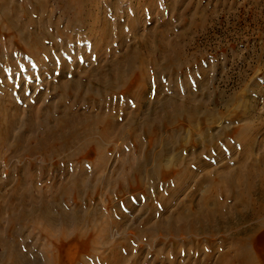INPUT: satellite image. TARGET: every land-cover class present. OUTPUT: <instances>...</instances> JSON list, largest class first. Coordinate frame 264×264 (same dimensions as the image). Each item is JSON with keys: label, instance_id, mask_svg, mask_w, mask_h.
I'll use <instances>...</instances> for the list:
<instances>
[{"label": "rangeland", "instance_id": "374dc122", "mask_svg": "<svg viewBox=\"0 0 264 264\" xmlns=\"http://www.w3.org/2000/svg\"><path fill=\"white\" fill-rule=\"evenodd\" d=\"M25 1L28 2L8 0L9 4H7L5 9L6 11H11L8 12L9 15H13V8L11 7L13 2L19 5L24 3V5L32 8L37 4V1L34 0ZM91 1V5L88 6L87 2L86 7H88L87 11L93 15V19L86 22L85 28H80L69 25L70 14L64 16L60 12L53 13L54 6L58 5L55 0H43V2H46L47 16H52L50 19L51 24H57L61 30L58 33L56 26L55 29L54 26L49 29L46 26V29L44 23L49 22L47 21L48 17L39 18L37 16L35 18L36 24L41 23L38 26L42 29L41 40L43 44L49 46L51 40L59 46L53 48L50 43V56L43 59L46 62H55V64L50 66L51 75L44 74L47 73L44 72L46 68L48 69L47 66L34 62V60L30 62V59L22 53L23 46L18 45L13 37L9 35L8 38L10 39H8L7 44L4 43L5 41L2 39H4V34L8 33L6 28L4 29L5 25H3L4 22L0 15V26H3L2 31L4 32L0 30V39L2 41L0 43V55L3 53L7 54V57L1 56L0 58L1 76L10 84V89L14 94L13 99H16L22 108L24 107V110L17 115L20 118H24V122L29 117L27 109L30 104L22 97L21 88L23 87L31 97L39 91L48 90L54 78L59 76L62 66L63 68L65 67L64 62L67 64L65 67L67 70L63 74V78L68 79L73 71L82 76L81 70L96 68L102 61L104 65L113 63L112 61L114 60L116 62L130 63L132 61L131 56L125 57L124 53H128V55L137 53L138 55H143L146 61L148 59L145 63L146 65L141 69L143 75V77H140L141 80L140 78L137 80L134 78L136 76V74H133L134 72L130 73V77H128V79L130 78L129 84L123 89L114 92L115 94L112 96H115L116 100L109 104L110 109H117L116 114L113 115L115 123L120 124L122 121L125 123L127 115L129 121L135 120L132 124V129L134 130L133 132L131 130L130 134L125 132L123 134V132L118 130L116 134L114 132L117 139L111 137V141H107L108 139L101 140V151L103 150L102 152L106 156L100 162L97 160V163H100V169L103 170L98 176L100 177V182L105 181V178L111 179L105 185L101 184L102 182H98L94 186H88L80 194L76 204L73 201L75 195L73 191L68 197V205L64 202L66 198L64 196L66 195L60 194L59 197L62 203L60 206L63 205V210L66 213L68 212L67 214L72 215L73 212L79 210L81 215L83 212V215L86 216L87 212L92 211L91 213L97 216V212H102L106 206H109L111 215L104 211V218L107 219L112 216L116 223H124L126 231L145 227L144 225L138 227L140 223H143L144 219L149 220L148 222H151L149 224L153 226L154 223L160 222L161 214L164 211L169 213L164 218L168 220L171 215L175 214L182 203H190V196L197 187L196 183L204 173L207 178L208 176L210 178L211 175L215 178V174L218 172H223L225 176L229 174L225 179H222L219 186L225 190L227 189L226 191L230 193L232 187L229 182L233 175L232 172L238 171V169L245 171L248 166L251 168L256 161L258 162L257 164L263 167L264 0ZM17 11L18 15L16 14V17L20 20L19 22L26 23L27 18L21 15V13L24 14V11L22 10L21 12L20 9H17ZM29 27H26L27 33L32 30ZM15 32L17 34L20 33L19 31ZM104 32L105 34L107 33V37L103 39L102 35ZM4 48L5 50H3ZM1 50L4 52L2 51L1 53ZM139 67L138 69H140ZM14 69L17 70L14 71ZM138 69L136 71H139ZM56 74L57 76H55ZM140 81L142 86L138 89L140 87L139 84H141ZM133 94L141 96L140 103L137 102ZM91 95L93 98L95 97V93L92 92ZM77 97L78 99H76ZM104 97L101 100H104ZM58 99L55 95H51V97L48 96L47 100L45 99L46 101L43 99L36 102L35 105L44 109L51 101L56 104ZM60 99H65V102L69 105L76 103V105L83 106L86 109L84 111H87L85 113L91 110L92 104L96 105L95 103L99 101L98 99L94 102L89 96L85 97V92L75 97L74 95L65 94ZM180 104H183V106ZM196 104L200 106L199 111H197L198 114L194 118L195 121L193 119L190 123L187 120L186 111L191 109V106H196ZM179 106L183 107L185 112L179 113L180 117L173 118V120L171 112L176 111ZM165 111H168V114ZM203 111L208 117H205ZM131 114L132 116L130 117ZM71 115L73 120L77 121L76 115ZM117 118L122 121L117 120ZM153 118L155 119L153 120ZM44 119L43 116L38 117L41 122ZM44 124L50 126L49 123L47 125V122ZM147 128L157 134L156 140L149 134ZM41 129H43V126L38 128V132ZM191 130H194L195 133H192ZM24 132L25 128L20 125L16 129L15 134H23L25 138L34 135V133ZM36 134L38 133L36 132ZM126 135L127 137H125ZM97 137L100 140L98 135ZM136 140L139 141L140 146H136V148L141 149L139 152L141 154L137 153L139 150L137 149L136 151L134 148ZM154 141L156 142L154 143ZM22 144L28 147L27 143L24 142ZM83 145V142L80 141L76 146H73L74 148L71 147V150L66 151L65 154L49 158L45 157L44 153L39 152L32 156H27L21 149V154L17 156L9 152L7 154L4 151V157L0 158V183H4L3 181L7 177H10V182L7 179L9 185L1 189L0 195H4L5 198L1 197L0 203H3L4 207H6L4 202L13 198L12 187L18 182L16 181L17 176H19L18 179H22L20 180V193L18 192L20 197L24 196L23 191L26 192L29 189L28 191L30 192H28L27 196L32 197L34 200L44 197L43 200H49V202L52 201L55 194L54 183L58 181L59 183L66 182L71 184L75 178H78L76 173H80L82 168L85 170V182H89V179L93 177L91 174L93 175L95 171L94 164L96 162L93 163V160L96 161L97 154L94 151L88 152L84 150H81L82 153L80 152L79 154L78 151ZM77 147L78 149H76ZM76 151L77 153H75ZM161 151H165V154L167 152L162 158L164 162L161 161L162 164L166 163L165 165L163 164L166 168L159 171L155 167L154 156L160 154ZM71 153H75L74 155L76 156L71 159L67 166L70 172H61L56 169V167L63 165L65 159L67 156H71ZM177 153H180L181 157L184 156V159L187 158L183 166L190 168L189 171L193 172L194 176L197 175L194 180L177 184L173 182L175 178L174 170L176 169L175 172H180L179 166L173 165V160L178 155ZM152 154L153 156H151ZM143 155L145 157L149 155L150 160L148 161L145 158L140 161L139 165L141 167L139 168L142 169L139 176H141L142 180L138 183L130 162L132 161L131 158L137 159L139 158L138 156ZM262 158L263 160H260ZM169 161L173 164L171 165ZM239 165H241L240 168ZM211 171H214L215 174L213 175ZM7 172L8 174L10 173L9 176H7ZM127 173L129 180L126 176ZM212 176L211 178H213ZM27 177L30 179L33 177L35 181H32L33 183L30 179L24 181ZM36 178L38 180L37 183H35ZM208 185H202L203 189L198 191L196 195V198H198H194V201H192L194 202V207L197 206V200L200 195L202 196V192L206 190ZM230 196L233 201L234 197ZM163 200L169 203L168 209H166L167 206ZM230 204L232 205L233 203ZM50 208L51 212L55 211L58 214V206L54 204ZM4 210L1 212L0 237L2 235V239L12 243L13 248L17 251L22 249L21 251L26 255L28 264H83L80 259L78 262L77 258L74 259L73 257L72 247L74 242H72V239L65 241L64 244L57 240L54 244V242H50L44 237L41 230L35 229L30 221L16 223L12 233L10 225L6 221L15 212L8 209L7 213V210L5 212ZM17 210L16 213L20 212L22 207L19 206ZM198 213H195L196 216L195 214L191 215L192 218L195 217V220H198L200 212ZM150 215L151 217L148 218ZM254 222L253 220L250 224L253 225ZM108 223L112 222L109 221ZM100 224H103L102 221H99L95 227L98 229L101 226ZM243 225L247 226L249 222ZM243 225L236 224L234 227H230L229 224H224L221 226L222 230H216L217 232L214 231L215 233L210 231V233H207L208 231L206 230L194 234L185 232L182 239L178 235L171 237L164 234V237L159 239L158 226L155 224L157 229L155 227L151 228V230L155 228V235L151 236L145 233L141 237L142 239L140 238V241L135 236L127 238L131 241V249L133 253H136L135 257L130 256V254L127 256L123 247L119 250V253H123L125 258H127L126 264H132L136 258L140 259H138V264H223L221 257L224 258L226 255L234 256L230 243L236 239V237L233 239L236 229L243 227ZM40 226L44 227L42 224ZM56 227L55 229L60 227V225ZM50 229L55 233L56 230L53 227ZM262 230L264 231V228ZM111 231L113 236L117 234V227L113 223ZM16 240L17 242H15ZM98 241L101 243L96 245L97 247L103 246V244L108 242L101 238H98ZM121 243L123 242L121 241ZM257 243L259 242L257 241ZM57 244L62 245V247L60 246L61 250H59V245ZM15 245L18 246L16 247ZM141 246L143 250H141ZM211 248H214V252L212 250L210 254ZM257 250L261 256L259 260L261 264H264V245H257ZM4 251L3 247H1L0 253H4ZM99 251L100 249L97 248L96 253L91 254L92 257L90 259L85 256L86 253L79 254L78 258H83L92 263V260L97 255H100ZM2 258L4 256L0 260ZM6 258L1 260L3 262L0 261V264H11L12 258L10 261L9 258Z\"/></svg>", "mask_w": 264, "mask_h": 264}, {"label": "bare ground", "instance_id": "6f19581e", "mask_svg": "<svg viewBox=\"0 0 264 264\" xmlns=\"http://www.w3.org/2000/svg\"><path fill=\"white\" fill-rule=\"evenodd\" d=\"M7 1L8 0H0V15H1L3 22H4L3 25H5L4 29L6 28V31L8 33V34H4V39H2V40H4L5 41L4 43L7 44L8 39H10V38H8L9 35L11 37H13L14 41L17 42L18 45L23 46L24 49H23L22 53L24 54V56H27V58L30 59V62H31V60H34V62L41 63L45 67L47 66L48 69L46 68V70L44 71L47 73H44V74L45 75L46 74L51 75L52 72H51L50 66L52 64H55V62L54 61L46 62L43 59H44V57L50 56V52H51L50 43L53 45V48L54 47L57 48L59 46L57 43H55L54 41H51V40L49 43L50 47L47 44H43V41L41 40L42 29L40 28V26H38L41 23L36 24L35 18L37 16L39 18L48 17L47 21H49V22L44 23L45 27L47 26L49 29L51 27L53 28V26H54V29H55V26H56V30L58 31V33H60L61 30L57 24H54V23L51 24L50 19L52 18V16L51 15L47 16V8H46V4H45L46 2H43V0H34V1H37V4L34 7L36 9H34L30 6L24 5V3L23 4L21 3L22 4V5L20 4L21 6L15 2H13V4L10 3L12 5L11 7L13 8L12 9L13 15L12 14L9 15L8 12H11V11H6V9H5V8H7V4H9V2H10V1L9 2H7ZM23 2H28V1L23 0ZM55 2L58 5L54 6L53 13L60 12L64 16H67L70 14L71 18L69 19V22H68L69 25H74V27L85 28V24H87L86 22L93 19V15L87 11L88 7H86L87 2H88V6L91 5V3H92L91 0H88V1L87 0H55ZM17 9H20L21 12H22V10L24 11V14L21 13V15L23 17L27 18L26 23L19 22L20 20L17 19V17H16V14L18 13ZM27 26L28 27L30 26L29 29H32L30 33L26 32ZM47 27H46V29H47ZM0 30H1V32H3L2 31L3 26H0ZM15 31H19L20 33L17 34ZM102 36H103V39L106 38L107 33L105 34V32H104ZM27 37H28V39H27ZM1 42L2 41L0 39V43ZM3 50H5V48ZM3 50H1V53ZM6 50H7V48H6ZM15 55H16V53H15ZM1 56L7 57V54L3 53L2 55H0V58H1ZM124 56L125 57L131 56L130 58L132 61L130 63L129 62L123 63V61L116 62V60H114V61H112L113 63H110V64L105 62L106 63L105 65L102 61L98 64V67H96V68L81 70L80 72H81L82 76H79V74L75 73L76 71L75 72L73 71L68 79H66L65 77L63 78V74L67 70V68H65L67 64L64 62V66H65L64 68L65 69L62 66L59 76L57 78L56 77L54 78V81L51 83L48 90L44 89L45 91H39L33 97H31L22 87L21 91H20L22 94V97L27 102H29V104H30L29 108L27 107L28 109L25 108V109H27L28 116H29L28 119L26 120V122H24V118H20L17 116L20 111L24 110L23 109L24 107L22 108L19 105V103L17 102V100L13 99L14 94L12 93V90L10 89L11 86H10V84L7 83L6 80H4V77L1 76V71H0V154L2 152V154L0 155V158L4 157V154H5L4 151H6L7 154L9 152L10 154H13L15 156L20 155L21 154L20 149L27 156H32L36 152H39V153H44L46 155L45 157H47V158L56 157V156L65 154L66 151L71 150V147H73L74 145L76 146V144L79 143L80 141L83 142L84 145L82 146L80 151H78L79 154H80V152L82 153L81 150L88 151V152L94 151L97 154L96 161L93 160V163L96 162V164H94L95 171H94L93 175L91 174V176H93V177L89 179V182L88 181L85 182V179H84L85 178V175H84L85 170L82 168L80 173H76V174H78V176H77L78 178L77 179L75 178L74 181L71 180L72 181L71 184L66 183V182L59 183L58 181L56 183H54L53 188H56L54 190L55 194H54L52 201H50V202H49V200L44 201L43 200L44 197H41L39 199L36 198V200H34L32 197L27 196L28 192H30V191H28L29 189H27V191H26L27 193L23 191L24 196L20 197V194H18V192L20 193V189H19L21 186L20 180H22V179H20V178L18 179L19 176H17L16 181H18V182H16L17 184L14 185V187H12L13 198L10 200L8 199V201H6V202L3 201L4 199L2 200L6 204L5 205L6 207H4L3 203H2L3 205L0 203V221L2 219L1 212L5 208V210H7V213H8V209L15 212L14 214H12L11 218H9L6 221L8 223V225H10V229H11L10 231L11 232L14 231V227L16 226L15 225L16 223H19L20 221L21 222L22 221H30V222H32L31 224L35 227V229L41 230V233L44 235V237H46L50 242H54V244L57 242V240H58V242L60 241L64 244L65 241L72 239L73 240L72 242H74V245L72 247L73 248V251H72L73 257H74V259L77 258L76 260L78 262L81 260L83 262V264H126L127 258H125V255H123V253H119V250L122 249V247L125 250V253H127V256L130 254V256L135 257V255H136L135 252L134 253L132 252L131 241L127 238L129 236H132V237L135 236L140 241V238L143 235H145V233L148 235H151V236L153 234L155 235V233H156L155 224L158 226L157 232H159V234H158L159 239L163 238L164 234L170 235L171 237H176L178 235L182 239V238H184L183 233H185V232H192V234H194V233H197L199 231H205L206 230V231H208L207 233H210V232L213 233L216 230H219V229L222 230L221 226L224 224H227V225L229 224L230 227H234L236 224L243 225V224H247L249 222V225H247V226L243 225V227L236 229V232L234 233L233 239L235 237H236V239H235V241H232L230 243V245H231L230 247H232V249H233V252H234L233 255L234 256L231 257V256L226 255L224 258L221 257L222 258L221 262L223 264H231V263L232 264H235V263L236 264H261V261L259 260L261 256L257 252L258 251L257 245H259V246L264 245L263 244L264 243V231L262 230L264 228V165L262 167L260 164H257L258 163L257 161L255 164H252L251 168H249V166H248V169L245 171L238 169V171L236 170L235 172H232L233 175L230 179L231 181L229 182L231 187H232L230 193H228V191H226L227 189L225 190L223 188H220V186H219L220 185L219 183H221L222 179H225V177L228 176L229 174L228 175L226 174V176H225L223 174V172H218L217 174H215L214 171H211V173H213V175L215 174L216 176L214 178L211 175L213 178H211V176H210V178H211L210 179L209 176L207 178L206 177L207 175H205V173H204V175L200 176V179H198V181L196 183L197 187L195 189V192H193V194H191L190 201L188 200L190 203H182L180 207L178 206L179 209H177L175 214H173V216L171 215L170 216L171 218L168 220L164 219L165 216H168V214H169L168 211H164L163 214L160 213L161 214V217L159 220L160 222L154 223L153 226H151L149 224V223H151V222H148L149 220L144 219L142 221L143 223H140L138 227H140L141 225H144L145 227L135 228V229L133 228V229H131V231H126L124 229V225H123L124 223L123 224L122 223H116L113 220L112 216L108 217L107 219L104 218V211L107 212V214L111 215V210H110L109 206L108 207L106 206L104 211L97 212V216H94V213H91L92 211L87 212L86 216H84L83 212H82V215L79 213V210L73 212V214L70 215V214H67L68 212L66 213L65 210H63V207H62L63 205L60 206L62 204L60 197H59L60 194L66 195V196H64V197H66L64 202L68 205V197L71 195L70 193H72V191H73L75 193V195L73 197V201L76 204V203H78V197L80 196V194L82 192L85 191V189L88 186L89 187H90V185L94 186V185L98 184V182H100V177L98 176V174H101L103 172V170L100 169V167H99L100 163H97V160H99L98 162H100V160L106 156L103 154V152H102L103 150L101 151V148H102L101 147V145H102L101 140L104 141V140L108 139L107 141H109V140L111 141V139L113 137H115V134L118 132V130H120V132H123V134H124V132L127 134H130L131 133L130 131L132 130V132H133V130H134V129H132V124L134 123L135 120L133 119L134 121H132V120L129 121L127 119L128 115L126 116V119H125L126 121L124 120L125 123L121 119L117 118V120H119V121L121 120L122 121L121 123H124V124L120 123L121 124L120 125L118 123H115L113 115L116 114L115 112L117 109L116 108H115L116 110L110 109L109 104H111L112 102H115L114 100H116L115 96H112L115 94L114 92H116L120 89H123L124 87H126L129 84L130 78L128 79V77H130V73L134 72L133 74H136V76L134 77V78H136V80L139 79L140 77H143L141 69H142V67H144V65H146L145 63L148 61V59L146 61V59L143 55H141V54L138 55L137 53H132L129 55H128V53L127 54L124 53ZM114 62H116V63H114ZM137 66L138 67L140 66L139 67L140 69H138ZM137 69L139 71H136ZM16 70L17 69H14V71H16ZM55 76H57V74ZM140 80H141V78H140ZM139 86L140 87H138V89L141 88L142 82H141V84H139ZM83 92H85V97L89 96L90 98H92L94 100V102H96L99 99V101L95 103L96 105L92 104V107H90L91 110L89 109L90 111H88L89 114L85 113L87 111H84L85 108L83 106L76 105V103H72L69 105L65 102V99H60L65 94L70 95V96L74 95V97H75V96L82 95ZM92 92L95 93L94 98L91 95ZM51 95H55V97L59 98L58 102L56 104L52 103V101H51V103L47 104L44 107V109L42 107L41 108L36 107V105H35L36 102L41 101L43 99H44V101H46L48 99V96L51 97ZM133 96L135 97L137 102L140 103L141 96L137 95V94H133ZM103 97L105 99L101 100ZM76 99H78V97ZM187 100H189V99H187ZM180 105L183 106V104H180ZM181 106H179L178 109L176 108L177 109L176 111L174 110L171 112L172 113L171 114L172 119L178 118L179 113L181 114V113L185 112V109H183V107H181ZM185 106H186V104H185ZM199 107L200 106H197V104H196V106H193V107L191 106V109H188L186 111V114L188 115V118H187L188 122L191 123L192 120L196 117V115L198 114L197 111H199ZM204 107H205V105H204ZM169 109H170V107H169ZM100 111H101V113H100ZM117 112H119V111H117ZM165 112L167 113L168 111H165ZM203 112L205 113V111H203ZM71 114L76 115L78 122L73 120ZM82 115H87V116H82ZM208 115H209V113H208ZM39 116H43L45 119L41 122L38 120ZM131 116H132V114L130 115V117ZM205 117H208V116H206V113H205ZM115 118H116V116H115ZM150 118H149V120H150ZM168 118H170V117L168 116ZM154 119L155 118H153V120ZM159 121H160V118H159ZM166 121H168V120H166ZM194 121H195V119H194ZM46 122H47V125L49 123L50 126H46V124H44ZM52 122H54V123L52 124ZM151 122H154V121H151ZM151 122H149V123H151ZM163 124H164V122H163ZM20 125L25 128V132L34 133V135H31L29 138H25V136L23 134L22 135H19L18 133L15 134L16 129H18L20 127ZM41 125L43 126V129L39 130V132H38V128H42ZM154 126H155V124H154ZM147 129H148L149 134L156 140L157 134L153 133L152 131H149L150 130L149 128H147ZM191 131H192V133L194 132V130H191ZM201 131H202V128H201ZM36 132L38 134L35 135ZM114 132H115V134H114ZM203 132H204V130H203ZM200 134H201V132H200ZM97 135L99 136L100 140L97 139L98 138ZM193 135H195V134H193ZM118 136H119V134H118ZM137 136H138V134H137ZM125 137H127V135ZM128 138H129V136H128ZM158 138H159V136H158ZM210 138H211V136H210ZM24 142L27 143L28 147H25V145L22 144ZM155 142L156 141H154V143ZM154 143H153V145H154ZM134 144H136V145H134V148L137 151L138 148H136V146L137 147L139 146V141L136 140L134 142ZM251 147H253V146L251 145ZM76 149H78V147ZM138 150L139 151L137 153H139L141 149H138ZM181 151H179V152L181 153ZM164 152L165 151H161L160 154H158L157 156H154L155 157L154 160L156 163V165L155 164L154 165H155V167L158 168L159 171H162L163 169L166 168L163 166V164L165 165L166 163H163V164L161 163L163 156L167 154V152H166V154ZM244 152H247V151H244ZM75 153H77V151ZM180 153H177L178 154L177 156H176V154H174L176 156L175 158L173 155L174 160L172 158L173 163H174V164L173 163L172 164L175 166H179V170H180V172L179 171L175 172L176 169L175 170L173 169L174 174H175V178L173 179V182L176 184L189 182L190 180H194V178L197 176V175L194 176L195 174L193 172L189 171L190 168L183 166V163L185 161H187L186 160L187 158L184 159V156L181 157ZM249 153H251V152H249ZM74 154L71 153V156H67L63 165L58 166V168L56 167V169L60 170L61 172L69 173L70 171L68 170L67 166L71 162V159L74 156H76ZM139 154H141V153H139ZM185 155H187V154H185ZM251 155H252V153H251ZM151 156H153V154ZM138 157L139 158H137V159L131 158L132 161L130 162V165H131V168L133 170V173L137 177L136 181H138V183H139L140 180H142L140 178L141 176H139V175H141V169H142V168L141 169L139 168V167H141L139 165V163L141 160H144L145 158H146V160L149 161L150 157H149V155L146 157L144 155L138 156ZM260 160H263V158ZM162 162H164V159ZM261 163H262V161H261ZM170 164H171V162H170ZM141 165H143V164H141ZM240 166L241 165H239V168H240ZM155 167H154V169H155ZM183 167H185V168H183ZM100 170H101V172H100ZM134 170H136V171L134 172ZM154 173H155V170H154ZM19 174H20V172H19ZM9 175H10V173L8 174V172H7V176H9ZM28 175H29V173H28ZM21 176H23V175H21ZM126 176L128 179V173ZM74 177H75V175H74ZM7 179L10 182V177H7ZM7 179L3 181L4 183H0V192L2 191L1 189H4L7 187V185H9V182L7 181ZM29 179L30 178L27 177L26 179H24V181L29 180ZM109 179H111V178H108V179L105 178V181H103V182L101 181L102 183L101 182L100 183L105 185ZM30 180H31V182L35 181V179H33V177ZM37 181L38 180L36 178L35 183H37ZM14 183H15V180H14ZM35 183H34V185H36ZM204 184H209V185L207 186L208 188L206 187V190H204L202 192L203 193L202 196L200 195L199 199L197 200V206H196L197 208H196V207H194V202H192V201H194L193 199L196 198L198 191L203 189L202 185H204ZM122 185H123V183H122ZM33 187H35V186H33ZM161 187H162V185H161ZM221 187H223V186H221ZM36 189L38 190L37 187H36ZM39 190H40V188H39ZM120 192H121V190H120ZM25 193H26V195H25ZM17 194H18V196H17ZM32 194H33V192H32ZM9 195H11V194H9ZM230 195H232L234 197L233 201H235V202H233L230 199V197H231ZM3 196L4 195H0V199H1V197L5 198V196L4 197ZM146 196H148V195H146ZM14 199H16L17 202ZM122 201H124V200H122ZM163 202L166 203V206H167L166 209H168L169 203L165 202V200H163ZM230 203H233V204L231 205ZM54 204L56 206H58V208H59L58 209L59 211H57L58 214L55 211L51 212L50 207H53ZM19 206L22 207V210L20 212L16 213V210L18 209ZM194 208H196L197 210ZM5 210H4V212H5ZM198 212H200V215H198L199 219L195 220V217L192 218V216H193V214L198 213ZM170 213H172V212H170ZM225 215L227 216V218ZM195 216H196V214H195ZM150 217H151V215L148 218H150ZM153 217H154V214H153ZM108 219H109V221H111L113 223V225H115L117 227V234H115V236L112 235V231H111L112 230V223H108L109 222ZM126 219H124V220H126ZM253 220L255 222L253 223V225H251L250 222H253ZM99 221H102L103 224L102 225L100 224L101 226L98 227V229H97L95 226L97 223H99ZM104 222H107V223H104ZM41 224L44 225V227L40 226ZM47 225H48V227L50 226V228L53 227V229H55L56 226L58 227V225H60V227H58V228L56 227L57 229H55L56 231L54 233V232H52V229L47 227ZM152 227H155V228H153V230H151ZM56 232H58V233H56ZM203 234H204V232H203ZM139 235H140V237H139ZM212 236H214V235H212ZM171 237H168V238H171ZM98 238H101L102 240L108 241V242H106V244H103V246L97 247L96 245L101 243V242L99 243ZM177 238H179V237H177ZM190 238H192V237H190ZM121 241L123 243H121ZM257 241L259 243H257ZM15 242H17V240ZM61 244H57V245H59V250H61V247H62ZM104 245H106V246H104ZM19 246H21V245H19ZM118 246H119V248H118ZM1 247H3V249L6 251V253H5V251H4V253H0V258L2 256H4V258H2L1 260L5 259V257H7V258H9V261L12 258L11 264H28V262L26 261V255L23 254V252L21 251L22 249L20 251H17L16 249H14L13 248L14 246L12 245V243H10L9 241H6L5 239H2V235L0 237V248ZM97 248H99L101 252L99 251L100 255H97V257H95L94 259L92 258L93 259L92 263L84 260L83 258H78L79 254H85L86 253L85 256L89 257V259H90V257H92L91 254L96 253ZM18 249H19V247H18ZM141 250H143L142 246H141ZM212 250L214 252V248H211V250L209 252L210 254L212 253ZM94 256H96V255H94ZM138 259L137 258L134 259L132 264H138ZM1 262H3V261H1Z\"/></svg>", "mask_w": 264, "mask_h": 264}]
</instances>
